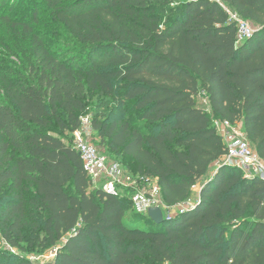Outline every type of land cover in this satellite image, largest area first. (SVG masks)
Segmentation results:
<instances>
[{"label": "trees", "instance_id": "trees-1", "mask_svg": "<svg viewBox=\"0 0 264 264\" xmlns=\"http://www.w3.org/2000/svg\"><path fill=\"white\" fill-rule=\"evenodd\" d=\"M45 3L81 54L22 25L31 63L0 77V242L22 250L29 226L27 245L55 248L54 264H264V181L221 162L214 127L240 123L264 160V0ZM225 7L253 25L250 38L238 42ZM95 93L127 113L91 119L109 152L156 178L169 207L204 179L194 204L161 224L142 215V227L124 219L130 198L88 191L79 153L53 128L77 129ZM0 264L33 263L0 248Z\"/></svg>", "mask_w": 264, "mask_h": 264}, {"label": "rangeland", "instance_id": "rangeland-1", "mask_svg": "<svg viewBox=\"0 0 264 264\" xmlns=\"http://www.w3.org/2000/svg\"><path fill=\"white\" fill-rule=\"evenodd\" d=\"M13 23V24H11ZM27 25L33 32H37L43 36L48 46L53 50H72L74 53L81 54L78 51L77 43L75 39L69 34L66 28L60 24L54 16L53 11L47 7L45 0H0V77H7L9 73H17L23 71L31 63V44L30 37L25 36L22 25ZM76 47L78 49H76ZM204 97H197V102L202 106H206L203 102ZM98 112H104L108 115L112 113L110 118H118L119 116L125 117L127 113H124L121 107L117 108L116 100L108 98L100 93L90 94L88 99V108L85 114L82 116H88L91 120ZM241 127V124H237ZM243 129V128H242ZM53 133L63 138L67 143L73 144V132L65 130L58 132L57 128H53ZM89 141L97 145L108 156L110 160L119 162L123 173L135 178L139 174L136 172V166L133 161L128 157H120L114 153L109 152L107 145L98 136L96 131L92 129L89 136ZM216 165L214 164L211 172L212 174ZM243 173H248L243 170ZM204 179H201L192 187L190 198L184 203L178 206H171L162 208L163 215H168L171 212L179 210L184 205H192L196 201L198 190ZM152 183H148L150 186ZM98 186L90 184L88 191L92 192ZM116 191L124 198L125 205L131 199L133 189L126 188L125 186L118 184L115 187ZM33 193L28 192L26 197H32ZM160 199L161 195L159 196ZM127 201V202H126ZM124 219L128 223H135L142 227H150L151 225L143 218L142 215L136 213L132 207L125 209ZM244 228H246L252 217L249 213L242 220ZM33 231L32 227L26 226L24 228L25 239L23 242V249L17 250L11 248L5 244L2 240L0 242V248L14 252L19 256H26L33 264H45L54 261L55 248H48L45 250L39 249L35 246H28L27 241L31 237Z\"/></svg>", "mask_w": 264, "mask_h": 264}, {"label": "built area", "instance_id": "built-area-1", "mask_svg": "<svg viewBox=\"0 0 264 264\" xmlns=\"http://www.w3.org/2000/svg\"><path fill=\"white\" fill-rule=\"evenodd\" d=\"M225 10L228 14V21L236 26L238 42L250 38L254 33L253 25L228 7H225ZM237 124L240 125V123H231L226 120H214L216 132L222 138L225 146V154L221 162L246 170L249 175L264 181V160L258 156L246 139L243 129ZM91 131L89 117H80V126L73 131V146L79 153L83 169L92 184L99 185V188L112 194L118 193L115 189L118 184L133 189L131 207L136 213L144 216H147V211L151 207H160L161 210L169 207L159 198L160 187L156 178L142 175L135 178L126 176L119 162L110 160L97 145L89 141ZM148 183L152 184L148 186ZM188 206L190 205L183 207Z\"/></svg>", "mask_w": 264, "mask_h": 264}, {"label": "water", "instance_id": "water-1", "mask_svg": "<svg viewBox=\"0 0 264 264\" xmlns=\"http://www.w3.org/2000/svg\"><path fill=\"white\" fill-rule=\"evenodd\" d=\"M147 216L156 224H161L166 218V215H163V211L160 207H151L147 211ZM45 264H54V261L51 263Z\"/></svg>", "mask_w": 264, "mask_h": 264}, {"label": "crops", "instance_id": "crops-1", "mask_svg": "<svg viewBox=\"0 0 264 264\" xmlns=\"http://www.w3.org/2000/svg\"><path fill=\"white\" fill-rule=\"evenodd\" d=\"M203 102L206 104V109H207V110H209V108H210V105H209V102H208V99H207V97H204V99H203ZM199 189H200V187H199ZM199 189H197V190H198V192H199Z\"/></svg>", "mask_w": 264, "mask_h": 264}]
</instances>
